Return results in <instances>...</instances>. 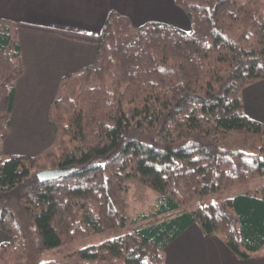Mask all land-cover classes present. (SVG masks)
Segmentation results:
<instances>
[{"label":"trees","instance_id":"obj_1","mask_svg":"<svg viewBox=\"0 0 264 264\" xmlns=\"http://www.w3.org/2000/svg\"><path fill=\"white\" fill-rule=\"evenodd\" d=\"M174 2L188 30L155 21L134 27L115 10L98 35L0 18V230L8 237L0 264L106 231L112 235L97 244L35 264H165V246L192 223L238 259L264 246V185L182 210L264 178V122L240 101L244 87L264 79V0ZM20 28L96 48L89 65L59 79L46 113L53 141L34 155L2 150L24 71ZM55 168L65 173L38 179ZM135 177L159 192L155 214L166 216L121 231Z\"/></svg>","mask_w":264,"mask_h":264},{"label":"crops","instance_id":"obj_2","mask_svg":"<svg viewBox=\"0 0 264 264\" xmlns=\"http://www.w3.org/2000/svg\"><path fill=\"white\" fill-rule=\"evenodd\" d=\"M110 10L128 18L134 27L150 21L182 30L190 27L186 13L174 0H0V18L88 35L100 33ZM18 39L24 71L16 81L10 131L2 150L5 154L34 155L52 142L45 113L59 79L89 65L96 48L91 42L29 28H20ZM240 101L244 114L264 122V79L244 87ZM15 118L27 130L25 135L32 136L28 151L6 149ZM164 259L165 264H264V246L258 255L238 259L221 239L205 236L192 223L165 246Z\"/></svg>","mask_w":264,"mask_h":264},{"label":"rangeland","instance_id":"obj_3","mask_svg":"<svg viewBox=\"0 0 264 264\" xmlns=\"http://www.w3.org/2000/svg\"><path fill=\"white\" fill-rule=\"evenodd\" d=\"M51 98H53V96H51L50 99ZM13 121H14L13 131L11 136L7 139V142L5 143L6 149L28 151L29 138H32V136L25 135L27 133V130H23V128H21L22 123L18 122L17 118H15V120ZM40 121L41 120L37 119L38 124H40ZM45 122L49 134L50 136H52L51 127L47 119L46 113H45ZM39 131L43 132V129L41 128ZM60 137L61 135H58L57 143L59 142ZM52 141H53V136H52ZM127 184H128L127 192H126L128 198V207L126 210L127 224L125 228H121V231L131 230L137 226L158 221L164 218V216H166V214H155L158 205L157 199L159 196V192L155 188L150 186L148 183L142 181L139 177H135L128 180ZM262 185H264L263 177L251 179L245 183L235 185L218 192L202 195L192 200H189L188 202H186V204L183 205L182 210L184 211L194 210L214 200L232 197L235 194L244 193L246 191H252L253 189L260 188ZM142 214L145 215L146 217L145 218L141 217ZM21 219L23 223H25L24 225L27 228L28 238L30 241V248H32V244L34 243L35 240L33 230L28 220L25 221V219L22 216ZM111 232L112 231H106V232L91 234L89 236L81 237L68 243H62L58 246L46 249L38 253L30 252V255H28L27 257L6 264H35L37 262L57 259L84 246L97 244L103 239L109 237ZM7 239H8L7 235L0 230V243L7 241Z\"/></svg>","mask_w":264,"mask_h":264},{"label":"water","instance_id":"obj_4","mask_svg":"<svg viewBox=\"0 0 264 264\" xmlns=\"http://www.w3.org/2000/svg\"><path fill=\"white\" fill-rule=\"evenodd\" d=\"M65 170L64 169H60V168H55V169H44L41 170L37 173V177L39 180L43 181L49 178H53L55 176L64 174Z\"/></svg>","mask_w":264,"mask_h":264}]
</instances>
